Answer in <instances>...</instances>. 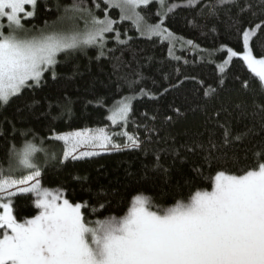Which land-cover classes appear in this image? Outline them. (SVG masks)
I'll use <instances>...</instances> for the list:
<instances>
[{"label": "trees", "instance_id": "trees-1", "mask_svg": "<svg viewBox=\"0 0 264 264\" xmlns=\"http://www.w3.org/2000/svg\"><path fill=\"white\" fill-rule=\"evenodd\" d=\"M187 2L166 0L177 6ZM71 3L38 0L34 15L22 22L26 28H42ZM215 3L200 0L193 7H177L165 18L164 26L175 38L193 42V49L185 46L175 56L166 41L144 38L131 22L120 21L116 8L108 10L117 23L106 34L103 55L97 46L60 54L55 79L48 71L38 86L0 104V168L6 172L11 148H22L25 142L43 147L55 159L43 151L37 154L42 188L80 203L85 219L94 222L124 215L135 195L172 206L198 190L211 191L218 171L242 174L255 167L258 154H264V92L240 58H233L223 72L219 65L227 48L243 51L245 29L255 32L249 42L253 55L264 58V0H236L209 16L205 5ZM84 5L98 18L108 9L104 0H84ZM139 11L150 23L161 19L157 3ZM117 33L126 43L117 41ZM132 81L136 83L130 86ZM206 91L211 94L205 96ZM126 97L132 99V108L119 133L111 128L108 111ZM221 125L230 128L227 144ZM100 128L115 132L114 140L127 131L140 144L127 147L118 139V149L73 160L63 159V144L53 140ZM11 203L18 222L39 212L32 195H17Z\"/></svg>", "mask_w": 264, "mask_h": 264}, {"label": "snow or ice", "instance_id": "snow-or-ice-1", "mask_svg": "<svg viewBox=\"0 0 264 264\" xmlns=\"http://www.w3.org/2000/svg\"><path fill=\"white\" fill-rule=\"evenodd\" d=\"M37 0H0V18L7 19V33L0 24V104L7 105L25 88L38 86L45 73L52 71L60 54L68 55L84 47L97 46L103 55L106 34L114 31L108 10L119 9L120 21H131L146 39L168 38L174 48L180 38L165 27V18L177 7H193L200 0H188L186 5H167L166 0H105L108 5L103 19L84 5V0H72L53 25L35 30L26 28L22 15L28 18ZM158 3L161 19L150 23L139 8ZM236 0H216L205 5L209 16L216 9L234 4ZM163 5V7H160ZM84 20V27L78 21ZM257 27H260L259 25ZM255 32L242 33L243 52L240 58L258 80L264 92V58H257L249 47ZM116 39L120 44L126 43ZM187 44L192 46L191 40ZM223 50V49H221ZM227 58L219 68L237 57V51L227 48ZM31 82V83H29ZM136 81L130 82V86ZM245 87H250L245 82ZM143 91V89L141 90ZM214 91V90H212ZM211 93L206 91L205 96ZM240 107V105H237ZM131 98H124L110 111L113 124H127L131 112ZM225 128L224 142L230 138ZM125 146L138 147L135 135L124 131ZM238 135L235 139L239 140ZM63 141L64 159L73 160L99 155L98 151H81L78 147L99 150L118 149L114 135L104 128L84 130L68 135H57ZM214 148L215 145L213 144ZM46 158L55 155L32 142L22 148L9 149L8 168H0V264H264V154H258L255 167L242 174L218 171L211 191L198 190L187 201L178 199L172 206L158 204L154 197L135 195L122 216H108L94 222L87 221L80 203L72 204L59 192L42 188L37 154ZM47 162V161H45ZM30 174L16 178L14 174ZM31 182V183H30ZM19 185V187H17ZM11 189H17L12 191ZM19 194L34 193L39 214L18 222L12 211V198Z\"/></svg>", "mask_w": 264, "mask_h": 264}, {"label": "rangeland", "instance_id": "rangeland-1", "mask_svg": "<svg viewBox=\"0 0 264 264\" xmlns=\"http://www.w3.org/2000/svg\"><path fill=\"white\" fill-rule=\"evenodd\" d=\"M38 1V0H37ZM104 2H105V0H104ZM155 3V2H154ZM106 4V3H105ZM158 4V3H157ZM107 5V4H106ZM108 6V5H107ZM141 7H144V6H141ZM160 7H163V5H160ZM34 9H35V6H34V8L33 7H31V6H29V7H26V11H33L34 12ZM117 9V8H116ZM118 10V12H119V9H117ZM119 14H120V12H119ZM62 15V13L59 15V17ZM32 17V16H31ZM31 17H28V18H24L23 17V15H22V21L23 20H26V19H29V18H31ZM58 17V18H59ZM100 19H103V18H100ZM58 20V19H57ZM57 20L56 21H54V22H52V23H50V24H48V25H53L55 22H57ZM129 22H131V21H129ZM7 23H8V21H7V19H6V17L5 18H0V24H2V25H4V28H3V31L5 32V33H7V31H8V29H7ZM132 23V22H131ZM78 24H79V27L82 29L83 27H84V20L83 19H81V20H79L78 21ZM42 28H44V27H42ZM38 29H41V28H38ZM38 29H35V30H38ZM139 33V32H138ZM161 40H163V41H166L169 45H170V50H171V54L172 55H176L177 54V51H182V50H184L183 48H189V49H193L194 47L193 46H190V45H188L187 43H185V42H183V43H181V42H176L175 43V46H174V48L172 47V45H171V43H170V40L168 39V38H160ZM171 39H173V40H175L176 38L173 36ZM185 46H187V47H185ZM177 50V51H176ZM227 50V49H226ZM196 51V50H195ZM194 52V51H193ZM227 52V51H226ZM243 52V51H242ZM242 52L241 53H238V56L237 57H234V58H240V54H242ZM226 58H227V56H226ZM233 58H231V60H232ZM241 59V58H240ZM230 60V61H231ZM242 60V59H241ZM243 61V60H242ZM244 62V61H243ZM223 64V62L219 65V68L221 67V65ZM245 64V63H244ZM228 65V64H227ZM227 65H223V67H224V69L227 67ZM246 65V64H245ZM247 67V66H246ZM249 70V69H248ZM118 102H120V101H118ZM117 102V103H118ZM117 103H115L111 108H110V110L108 111V116L110 115V111H111V109L117 104ZM131 103H132V99H131ZM108 120V122H109V124H110V126H111V128L113 129V128H116V129H118V131L117 132H121V129H119L120 127L121 128H124L125 127V124L123 123V122H119L118 124H113L109 119H107ZM113 133V135L115 136V132H111V134ZM119 133H118V135H119ZM70 134V133H69ZM63 135H68V134H63ZM55 137L56 136H54L53 137V140H56L55 139ZM116 138H118L119 140H125V137L122 135V134H120L119 135V137H116ZM118 139H115L114 140V143H116L117 144V142L116 141H118ZM56 141H58V140H56ZM58 142H60V143H62L63 144V146H64V150H65V145H64V143H63V141H58ZM127 147H130V146H127ZM93 150H95V151H98L99 152V155L100 154H103V153H108V152H111L113 149H111V148H109L108 150H106V151H104V150H99V149H91V148H81V147H78L77 148V151H76V153H74V154H76V155H78L79 154V152H81V151H93ZM95 156H97V155H95ZM90 157H94V156H90ZM84 158H89V157H84ZM63 159H64V157H63ZM67 159H72L71 157H69V158H67ZM25 173H29V172H27V171H22V172H18V173H16V174H14L15 176H16V178H22V174H25ZM19 175H21V177L19 176ZM39 179V178H38ZM31 183V182H30ZM17 187H19V185L17 186ZM12 191H16L17 189H11ZM0 195H5V194H3V193H0ZM18 195H32V196H34L35 197V201H36V196H35V194L34 193H30V194H19L18 193ZM4 202H7L6 200H0V203H4ZM35 206H36V204H35ZM37 208V207H36ZM38 209V208H37ZM39 211H40V209H38ZM3 212V209L2 208H0V213H2ZM38 214H39V212H38ZM0 238H2V236H0Z\"/></svg>", "mask_w": 264, "mask_h": 264}]
</instances>
